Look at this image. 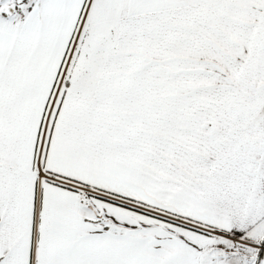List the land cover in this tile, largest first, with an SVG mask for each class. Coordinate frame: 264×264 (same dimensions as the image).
Segmentation results:
<instances>
[{
	"label": "snow or ice",
	"instance_id": "snow-or-ice-1",
	"mask_svg": "<svg viewBox=\"0 0 264 264\" xmlns=\"http://www.w3.org/2000/svg\"><path fill=\"white\" fill-rule=\"evenodd\" d=\"M0 264H264V0H0Z\"/></svg>",
	"mask_w": 264,
	"mask_h": 264
}]
</instances>
